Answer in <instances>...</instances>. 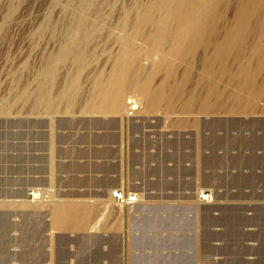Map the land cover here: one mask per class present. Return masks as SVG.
Returning <instances> with one entry per match:
<instances>
[{
  "label": "rangeland",
  "instance_id": "obj_1",
  "mask_svg": "<svg viewBox=\"0 0 264 264\" xmlns=\"http://www.w3.org/2000/svg\"><path fill=\"white\" fill-rule=\"evenodd\" d=\"M155 1L94 0L103 15L73 34L70 9L84 0H0V264H264V6L247 7V47L221 63L213 42L248 0H214L218 18L181 60L138 35L150 24L123 23ZM123 35L140 55L138 80L162 97L148 107L129 89L120 112L101 110L96 82ZM237 71L260 93L237 87ZM55 210L68 212L60 224Z\"/></svg>",
  "mask_w": 264,
  "mask_h": 264
},
{
  "label": "bare ground",
  "instance_id": "obj_2",
  "mask_svg": "<svg viewBox=\"0 0 264 264\" xmlns=\"http://www.w3.org/2000/svg\"><path fill=\"white\" fill-rule=\"evenodd\" d=\"M214 2H215L214 0H158V1H155L154 3H152V4L150 3L149 6H145V4H144L145 7L144 6H140V4L138 3L139 6L136 9L134 8L135 10H133L132 8L129 7L130 9H132V11H130V13L133 12V15H131L132 17H128L127 15H124V21L123 20L122 21H123V23L126 22V21H130L129 23H131L132 21H139L140 23H138V24H142V23H146V25L150 24L152 26L151 27L152 29H149L150 31L146 32L143 29H141V31H139V29L141 28L140 27L137 30V31H139L138 35H142L143 34V38H144L145 42L152 49H161V48L165 47V44L168 45V47H165V50L161 49V51H163V53L166 54V55L170 54V55H173L174 57H176V58L181 60V59L186 58L194 50V47L197 48L198 45L201 44V42L204 40L205 36H203V34L205 35L204 29H205V26H206L207 22L210 21L211 19H212L211 21H213V18H215V19L218 18V16L216 17V15H218V14L215 13L216 9H214V4H213ZM259 3L264 6V0H248L243 5L240 4L242 6V10L241 11H239L237 13L235 12V14H233V13L229 14L231 16L234 15L235 19L238 20L239 22L237 21L238 25H236L237 24L236 23L235 26L230 27V29L226 27V29L223 32L224 35L221 37V39L220 40H215V42L216 41H219V42H217V43L213 42L214 46H212L213 49H212L211 53L213 52L214 55H212L213 59H212V57H211V59L214 62L219 61V62L222 63L223 57H225L226 55H229V53L231 51L233 52L234 48H235V50L236 49L239 50V49H242L244 47V40H243L244 36H240V32H241V30L243 28V21L245 20V17H243L244 13H246L245 11L248 10L247 9L248 6L250 8L252 4L254 6V4H259ZM136 5H137V3H136ZM99 7L100 6L96 7L94 0H84V2L81 5L77 6L76 8L70 9V16H69L70 18L68 17V19L73 20V21H77L76 22L77 24L75 26H72V29H69V27H67L68 26L67 25L66 26L67 28H65V31L67 32L68 30H70V31H72L73 34L74 33H77V34L82 33L83 34L85 32V30H86L85 29V25L90 20H93V19L99 20L101 18V16L103 15L101 13L102 11L99 9ZM123 10H127V9H123ZM126 14H127V12H126ZM90 15H92L93 17H91ZM247 16H248V12H247ZM227 17L229 18V16H227ZM120 18H121V16H120ZM224 21L226 22V20H224ZM228 21H229V19H228ZM225 22H224V24L227 25V22L226 23ZM229 22H231V21H229ZM235 22L236 21H234V23ZM244 23H245V21H244ZM124 24H126V23H124ZM135 24H137V22H135ZM228 24H232V23H228ZM210 25H212V24H210ZM246 25H247V21H246ZM123 27H125V26H123ZM221 27H223V26H221ZM258 27H259V30H260L261 27L259 25H258ZM255 30L258 33V29L255 28ZM261 30H264V29L261 28ZM249 31H251V30H249ZM245 32H244V34H246ZM248 33H250V32L247 31V35H248ZM254 33H256V32H254ZM263 33H264V31L262 33H259V34H263ZM133 34L134 33H132V35ZM259 34H257L254 37L252 35H255V34H252L251 35L252 38H253V39L251 38L252 40L247 38L248 40L252 41L248 48L250 49V51L255 56L258 55V57L260 56L261 51H263L262 48L264 46V45L262 46V44H261V42H260V40L258 38L260 36ZM245 37H247V36H245ZM66 38H68V37H66ZM68 39H70V38H68ZM120 39H121L120 40V43H121L120 46L122 48L120 50L121 54H119L118 58H116L113 61V64L110 67V71L106 74L105 78L103 80H101V81L96 82V87H97L96 89L98 90V94H97V98L96 99H97V101H100L99 104H101V106H102V107H100V109L101 110L104 109L103 105H105V103L112 102L113 103V110L116 109L117 112L118 111L120 112L122 107L125 105L124 103L127 100L128 101L130 100L129 98L127 100H125V92L128 91L129 89L136 90L138 92V94H139L138 95V98H139L138 101L144 102L146 104V106L149 107L150 105L154 104L155 101H158L160 99V97H162V96H160V92H162V91H160L161 89L159 90L157 88L153 89L154 87L152 88L150 86L151 83H149L148 80L147 81L146 80H144V81L141 80V82L138 80L137 74L140 72L141 65H140V63L138 64V62H137L138 59L137 58L140 55L137 53V49L132 44V38L131 37H128V35L127 36L123 35V37L120 38ZM247 39H245V40H247ZM118 41H119V39H118ZM207 41H209V40H207ZM209 43H211V42L209 41ZM245 43H246V41H245ZM64 44H65L64 46L66 48L65 50H69V49H71L70 47H73L74 41L72 40V41L69 42L67 40V42L64 43ZM246 45H245V47H247ZM72 50L73 49H71V51ZM237 51H235V52H237ZM163 53L161 55H163ZM165 56L164 55H163V57L161 56L162 57L161 60L164 61L165 60ZM258 57L256 56V58H258ZM85 58H86V54L84 52H82V51L75 52V59H76V61H77L79 66L85 62ZM159 63H161V62H159L157 60V62H155L153 64L152 68H153L154 72H157V70H159L161 68V67H159L161 65ZM258 64H260V63H258ZM132 67L135 68V71L134 70L130 71V68H132ZM168 68H169V70H168ZM168 68H167V71L169 72L171 70V66L168 67ZM51 70H52V66L47 64V65H44L42 67L41 72H43V73L44 72H50ZM223 71L225 72V70H223ZM130 72H132V73H130ZM247 72L245 71V72H241V73L238 74V71H237V76L240 79V81L236 82V83L240 84V85L236 84L237 87L243 85V86H246L245 89L249 88V89H252L253 91H255V93H257V92L260 93L259 91H261L262 89L259 88L256 91V89L254 87H252L253 84L250 85V86L248 85L250 83V80L252 81L253 78H251L249 80L248 76L244 77L243 74L246 75ZM254 79H256V78H254ZM46 80H49V79L44 78L40 82L39 87L32 92V95L35 98H38L40 93L44 89ZM255 82H256V80H255ZM166 83H167V81L162 79V81L159 82L160 86H158V85L157 86L159 88H161V87H163L162 84L165 85ZM167 86H168V84H167ZM258 86H259V84H258ZM262 86L264 88V85H262ZM165 88L166 87L164 86V88H162V89L164 90ZM223 88H222V90H223ZM240 88H238V90ZM245 89L243 88V89H240V90L243 91ZM249 89H248V91H249ZM253 91L251 93H253ZM234 92H235V90H234ZM246 92H247V89H246ZM250 94H248V95H250ZM257 94H256V97H257ZM67 96H68L67 93L63 94L64 98H66ZM231 96H233V95H231ZM253 96H254V94H253ZM260 97H261V95H260ZM168 101L171 102L170 100H168ZM251 101H252V99H251ZM254 101H255V99H254ZM132 103H133V101H132ZM134 103H136V102H134ZM132 105H134V104H132ZM190 107H191L190 103L186 104V108H190ZM131 108H134V107H131ZM197 196H198V194H197ZM201 199L202 200H207V199H210V198H209L208 195H204V193H203L202 196H201ZM22 204H24V203H22ZM66 213L68 214V212H66ZM66 213L65 212L63 213V211H58V213H57V211L55 212V216L58 217V223L59 224L63 222L62 220L65 217Z\"/></svg>",
  "mask_w": 264,
  "mask_h": 264
},
{
  "label": "built area",
  "instance_id": "obj_3",
  "mask_svg": "<svg viewBox=\"0 0 264 264\" xmlns=\"http://www.w3.org/2000/svg\"><path fill=\"white\" fill-rule=\"evenodd\" d=\"M114 199H117L118 201H126L127 203H130V201H132V197H127L126 199H124V196L122 193L118 192V191H114L112 194Z\"/></svg>",
  "mask_w": 264,
  "mask_h": 264
}]
</instances>
